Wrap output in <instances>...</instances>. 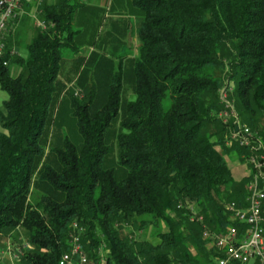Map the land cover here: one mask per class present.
I'll return each instance as SVG.
<instances>
[{"label":"trees","instance_id":"trees-1","mask_svg":"<svg viewBox=\"0 0 264 264\" xmlns=\"http://www.w3.org/2000/svg\"><path fill=\"white\" fill-rule=\"evenodd\" d=\"M131 2L140 16L136 56L126 71L96 63V91L85 102L63 97L57 79L62 50L78 49L76 2H42L45 27L24 57L1 40L0 235L25 229L31 248L18 264H57L72 222L83 228L88 261L97 263L101 248L103 264H212L221 252L203 231L243 228L226 206H245L250 175L237 181L223 157L254 154L227 143L236 128L249 127L264 143V0ZM94 59L84 57L77 76ZM3 61L20 67L17 75ZM222 76L232 82L239 125L216 116ZM125 82L133 97L123 101ZM62 113L73 139L62 134L45 153L47 128ZM261 207L264 215V200ZM124 225L134 229L121 234ZM148 228L157 242L139 234Z\"/></svg>","mask_w":264,"mask_h":264},{"label":"rangeland","instance_id":"rangeland-1","mask_svg":"<svg viewBox=\"0 0 264 264\" xmlns=\"http://www.w3.org/2000/svg\"><path fill=\"white\" fill-rule=\"evenodd\" d=\"M35 1L37 2V0H34V3L38 7L36 8L35 11L37 12L38 10L39 11L38 14H31L32 17L27 16L28 18L26 17L24 19L22 29H19L18 34H16L13 38V42L17 44L18 46H21V49L23 50H25V46L23 45V42L24 40H26V37H27L26 33L31 32L32 34L31 36H33V34L36 33V30L45 27V23L42 26L35 25V23L37 24L38 22L43 20V17L40 15L41 14L40 7L42 5V0L41 1L38 0L39 1L38 3L40 4V6L37 5ZM79 1L88 2L86 0H70V2H76V4L78 5H79L78 3ZM128 1L130 2L129 4L127 5L124 4V6L122 5L123 7L121 6L122 15H125L128 11H130V9H132L133 12L138 14L136 9L132 6L131 0H128ZM24 2L25 0H22L19 8H21L22 5L26 4V3L24 4ZM85 6L86 5H83V6L79 5L76 8L75 11L77 12L75 13L74 15L75 18L73 20V23H74L73 29L79 30L81 32V34L78 35V37L75 39L76 41L75 44H77L78 49L74 51L71 48V46H69L66 49L62 50V63H60L59 76L57 77L59 83L62 85L63 91H61L60 93L63 92L62 93L63 97H66L68 93H72V96L81 102H85L89 93L90 94L92 93L93 95V93L96 91L95 86H94V80H93V76L95 72L94 66L96 63L97 64L99 63V65L103 66L104 65L103 62L106 61L107 63H110L113 66L114 71L117 70V67L120 64V68L126 71L125 69L127 68V58L136 56V47L138 46V42L135 36V33L137 31V28H136L137 24L135 25L132 24V21L134 20L131 19L132 18L131 16H129V18L126 17L124 19L125 20L124 26L122 24L123 22H121L122 20H119L118 17L114 19L115 23L111 24L110 26L104 23L103 24L100 23V20H97L96 18L88 22L86 21V19L84 20V17L82 15L84 9L82 10L81 8ZM17 11H18V8L16 10L15 17H13L12 20H10L9 22H12V21L15 22L17 20L16 18ZM31 18H32V22H30ZM139 18L140 16L138 15L136 19L138 20ZM29 22H30V25H29ZM11 37L9 38L8 44H7L10 47V50L13 47L12 46L13 42H12ZM104 37L105 38L107 37L110 39L111 44L108 47L105 46L101 42L102 39H104ZM90 45L95 47L94 53H93V57H95V59L93 61L91 60L87 64H84L83 69L81 71L82 73L79 76H77L76 69H78L79 63L81 62V60H84V57H87L90 54L88 51L89 50L88 48H90ZM25 51L21 53L25 54ZM10 55L17 56L15 52L10 53ZM10 61L8 65H6L8 68V71L10 72V75L12 76L17 75V73L20 71V67H18L15 64H11ZM221 80H222L223 85L220 88H218L217 95H219V101H220V104L222 105V108H221L222 110L220 109L218 113L216 114V116L219 118L220 122L223 124H227V122L233 121L234 123L239 125L237 117H236V112L233 106V101H232L233 98H231L229 95V90L231 86H233L232 82L225 80L223 76ZM123 85L124 86L121 92V99H123L124 101V100H128L129 98H132L133 93H132V90H131L132 87L130 84L125 82L123 83ZM5 98H6V91L3 89H0V113L3 112L2 101ZM58 121L59 123L57 124ZM55 123L57 125L52 127L53 131L52 130L50 131L47 128V134L45 135L46 137L45 153H47L48 148H50L51 146H54L57 143L59 144V142L61 141L62 134H67L68 138L73 139L74 129L72 128L73 126H71V121L69 117H67L63 113L59 114V116L55 120ZM0 132H1V127H0ZM231 141L232 139L228 138L227 143L228 142L230 143ZM263 146H264V143H263ZM249 157L250 156H248L247 158H244V155H238L236 151L234 150L230 151L229 154L223 157L225 162L227 163V165H229L231 169L230 172L233 178L236 179L237 181L241 180L243 176H249V175H250L249 176V180H250L252 175L255 173L254 165L250 163ZM33 189L34 190L29 192V195H28V201L30 203H32V200L35 199L34 193L36 189L35 188ZM188 208L192 211H195L196 213V209H194L193 205L188 206ZM197 218H201V216L198 217L197 215L196 219ZM161 227L164 228V225L162 224ZM133 229L134 228L131 226L124 225L121 228L120 233L127 235V233L132 231ZM149 229L150 228L143 230L139 232V234L144 235L146 239H149L153 241L154 243L157 242V239L154 238L153 234L151 233ZM223 231L225 230H222L218 233H221ZM25 234H26L25 229L19 226L18 228H15L14 230L10 229L0 235V264H18L19 263L20 255H22V253L25 250L28 251L31 248V245L27 243L26 241ZM96 254L98 255V259H99L97 260V263L88 261L89 262L88 264H100V260L105 259L103 249L102 250L101 248L98 249Z\"/></svg>","mask_w":264,"mask_h":264},{"label":"built area","instance_id":"built-area-1","mask_svg":"<svg viewBox=\"0 0 264 264\" xmlns=\"http://www.w3.org/2000/svg\"><path fill=\"white\" fill-rule=\"evenodd\" d=\"M21 2L22 0H0V37L6 23L15 17ZM43 24L41 20L37 26ZM3 51L4 45L0 39V56ZM6 63L3 61V65ZM230 137L238 146H246L254 153L249 157V161L254 165L255 173L246 185L248 194L245 198V206L238 207L233 201L226 206L230 218L243 228L238 231V225H231L225 231L214 235L204 230L202 236L210 237V244L221 252L212 264H264V216L261 207L264 200L263 140L257 134L250 132L247 126L236 128ZM197 221H201V218H197ZM70 228H72L68 236L70 247L60 255L57 264H88V256L83 251L79 240L82 228L75 222L71 223ZM103 263L104 259H101L100 264Z\"/></svg>","mask_w":264,"mask_h":264},{"label":"crops","instance_id":"crops-1","mask_svg":"<svg viewBox=\"0 0 264 264\" xmlns=\"http://www.w3.org/2000/svg\"><path fill=\"white\" fill-rule=\"evenodd\" d=\"M39 1H41V0H39ZM39 1L37 0V2L36 1L35 2L37 3V5L40 6V4L38 3ZM86 1H88V2H84V1L80 2L79 1L78 3L81 6L86 5L85 7H82L81 9L82 10L84 9L82 15L84 17V20L86 19V21H88V22H90L91 20H94L96 18L97 20H100V23H102V24L104 23V24H107L108 26H110L111 24L115 23L114 19L118 17L119 20H122L121 22H123L122 24L124 26V22H125L124 19L126 17L129 18V16H131L132 17L131 19L134 20V21H132V24H134V25L137 24L138 20L136 18L138 16V14L133 12L132 9H130V11H128L125 15H122V13H121L122 12L121 8L124 6V4L127 5L130 3L128 0H125V1H123V0H86ZM42 2L47 3L48 5H52L55 3V0H42ZM24 4L25 5H22L21 8H18L17 17H16L17 20L15 22L12 21V22L7 23L6 28L3 31L5 33H3L1 40L4 39L6 46H8L7 44H8L9 38L12 36L11 39L13 42V38L16 34H18V30L22 29L24 19L27 16L32 17L31 14H38V12H39L38 10H37V12L35 11L36 8H38V7L34 3V0H25ZM82 10H81V12H82ZM30 22H32V18H31ZM30 22H29V25H30ZM35 25L37 26L36 23H35ZM31 35H32L31 32L26 33L27 37H26V40H24L23 45H25L27 43V41ZM95 42H96V40H95ZM101 42L107 47L111 44L110 39L107 37L106 38L104 37V39H102ZM12 46L13 47H12L10 53L15 52L17 55H20L21 57H23L25 55V54L21 53V52L25 51V50L21 49V46H18L14 42L12 43ZM94 48L95 47L91 46V45H90V48H88L89 49L88 51L91 55H93V53H94Z\"/></svg>","mask_w":264,"mask_h":264},{"label":"bare ground","instance_id":"bare-ground-1","mask_svg":"<svg viewBox=\"0 0 264 264\" xmlns=\"http://www.w3.org/2000/svg\"><path fill=\"white\" fill-rule=\"evenodd\" d=\"M5 33V32H4ZM0 39H1V37H0ZM189 211H190V209H188ZM192 213V212H191ZM192 216V215H191ZM198 217H200L199 215H198ZM194 221H195V219H194ZM200 221H198V223H199ZM202 223H203V221H201ZM201 223V224H202ZM79 225V224H78ZM230 227V226H229ZM83 229V228H82ZM206 229V228H205ZM80 233H83V232H80ZM212 234V233H211ZM215 234V233H214ZM213 234V235H214ZM80 238V237H79ZM207 240V239H206ZM209 240V239H208ZM68 241V240H67ZM210 241V240H209ZM210 244V243H209ZM102 245V244H101ZM68 248H69V246H67ZM104 247V246H103ZM100 248V247H99ZM102 250V249H101ZM218 251V250H217ZM102 253V252H101ZM88 256V255H87ZM102 256V255H101ZM218 256V255H217ZM100 257V256H99ZM89 263V262H88Z\"/></svg>","mask_w":264,"mask_h":264}]
</instances>
